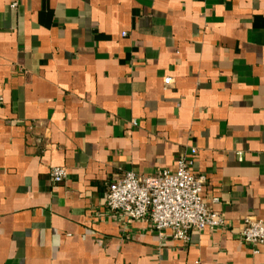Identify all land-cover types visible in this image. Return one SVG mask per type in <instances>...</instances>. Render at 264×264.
I'll use <instances>...</instances> for the list:
<instances>
[{
	"label": "crops",
	"instance_id": "obj_1",
	"mask_svg": "<svg viewBox=\"0 0 264 264\" xmlns=\"http://www.w3.org/2000/svg\"><path fill=\"white\" fill-rule=\"evenodd\" d=\"M0 91V264H264V0H0ZM182 156L226 228L107 207Z\"/></svg>",
	"mask_w": 264,
	"mask_h": 264
},
{
	"label": "built area",
	"instance_id": "obj_2",
	"mask_svg": "<svg viewBox=\"0 0 264 264\" xmlns=\"http://www.w3.org/2000/svg\"><path fill=\"white\" fill-rule=\"evenodd\" d=\"M17 5V1L12 3L14 7ZM172 81V77L165 78L166 85ZM3 100L0 91V107ZM192 152L196 153V149ZM191 163V160L182 156L175 171L161 170L154 177L127 172L122 179H114L109 183L107 207L123 213L129 219L148 220L151 228L160 236L171 231L172 237L183 243L190 242L192 231L226 228L224 216L213 211L205 201L206 177L193 173ZM50 175L52 181L61 182L67 177V169L54 166ZM240 238L252 245H264V220L254 216L245 217Z\"/></svg>",
	"mask_w": 264,
	"mask_h": 264
}]
</instances>
